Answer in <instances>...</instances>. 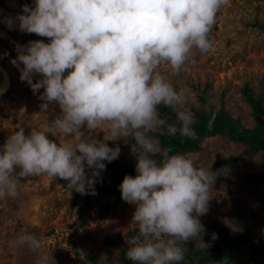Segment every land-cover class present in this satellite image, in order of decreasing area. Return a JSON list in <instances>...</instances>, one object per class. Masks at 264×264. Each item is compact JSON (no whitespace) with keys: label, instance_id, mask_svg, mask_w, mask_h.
<instances>
[{"label":"clouds","instance_id":"9594fccd","mask_svg":"<svg viewBox=\"0 0 264 264\" xmlns=\"http://www.w3.org/2000/svg\"><path fill=\"white\" fill-rule=\"evenodd\" d=\"M227 4L228 0H35L34 8L23 5L16 17L19 30L50 42L19 46L11 63L34 94L44 89L39 96L42 111L59 105L61 115L52 122L54 135L74 137L76 143L60 145L43 131L26 135L18 126L0 147V199L17 195L14 179L34 176L60 178L70 191L95 195L94 185L106 170L104 161L118 159L121 150L82 136L81 129L95 132L106 126L111 141L131 135L139 149L136 175H125L119 185L121 199L135 205L131 223L137 231L127 241V259L135 264H181L182 245L198 238L199 249L209 247L201 239L204 226L198 217L207 213L216 174L196 167L183 154L170 155L172 149L163 148L150 134L166 128L170 137L179 133L198 139L194 114L181 110L185 95L157 70L169 65L178 73L194 48L202 55L214 51L209 34ZM5 23L11 30L13 19ZM34 76L41 78L33 83ZM161 105L175 112L179 126L161 118ZM16 242L40 253L35 264L51 259L40 252L42 243L33 234H20Z\"/></svg>","mask_w":264,"mask_h":264},{"label":"rangeland","instance_id":"374dc122","mask_svg":"<svg viewBox=\"0 0 264 264\" xmlns=\"http://www.w3.org/2000/svg\"><path fill=\"white\" fill-rule=\"evenodd\" d=\"M25 4L34 8L35 0H0V33L7 37L0 35V84L4 70L9 76V90L0 95V147L9 135L19 130L18 126L24 128L26 135L32 130L43 131L57 144L72 145L76 143L74 137L54 135L56 129L52 122L61 115L59 105H50L48 111H42L40 106L44 101L39 99L40 93L34 94L30 86L20 80L19 69L11 63L18 55L17 47L26 46L30 41L50 42L49 38L19 30L16 17ZM255 16L264 18V0H228V4L217 13L216 23L209 34L214 51L202 55L194 48L189 61L178 73L173 72L169 65H162L157 70L168 77L178 93L185 95L186 103L181 105L182 110H187V104H196L197 93L190 90L188 84L202 87L208 82L211 86L208 91L210 100L217 102L224 92L229 99V107L236 111V107L242 106L240 86L245 82L251 86H257L260 81L264 83V36L249 25ZM8 17L13 19L11 30L5 23ZM20 67H23L22 63ZM33 81H37L35 77ZM237 112L243 125L247 126L245 113ZM81 132L82 136L91 135L115 148L117 140H110L106 126L95 132H89L85 127ZM203 146L206 154L188 156L198 168H204L216 158L237 150L235 145L227 149L220 147L213 138L205 139ZM119 156L132 159L126 151H120ZM248 170L264 174V156ZM13 182L17 184V195L0 199V264H35L40 253L33 252L27 245H19L16 237L20 234H33L41 241L40 252L51 257L48 264H80V260L89 262L87 256L103 260L106 237L114 239L119 233L124 235L128 230L137 229L131 223L135 205L125 201L99 216L98 211L106 198L98 196L80 217L81 199L72 206L71 191L67 189L66 181L34 176L14 179ZM232 184L222 179L215 186L204 217H217L215 202L226 208L238 199L232 193ZM249 205L253 206L252 199ZM254 209L264 220V204L255 205Z\"/></svg>","mask_w":264,"mask_h":264},{"label":"trees","instance_id":"16d2710c","mask_svg":"<svg viewBox=\"0 0 264 264\" xmlns=\"http://www.w3.org/2000/svg\"><path fill=\"white\" fill-rule=\"evenodd\" d=\"M249 25L264 36V18L255 16ZM188 87L197 93L196 104H187L185 111H191L195 116L196 123L192 127L198 139L191 140L179 133L170 137L166 128L150 135L158 139L163 148H171L170 155L178 153L187 158L190 154H206L203 146L205 139L213 138L218 146L226 149L235 145V152L216 158L204 169L216 174L212 190L225 179L233 183L232 193L238 199L226 208L215 202L216 218H206L203 215L198 217L204 226L201 239L209 247L204 251L199 249L198 238L182 245L185 259L181 264H264V220L257 216L254 209L255 205L264 204V174L248 170L256 160L264 156V83L260 81L257 86H251L249 82L243 83L239 88L242 106L236 107V111L229 107V99L224 92L219 95L217 102L210 100L208 91L211 86L208 82L202 87L198 84H188ZM175 90L177 91L176 88ZM43 91L41 88L38 93ZM158 111L168 124L179 126L176 114L170 108L161 105ZM237 111L245 113L247 126L243 125L242 117ZM118 139L115 147L119 146L121 151L130 153L132 159L119 156L111 163L104 161L106 170L101 172V178L94 185L95 195L82 196L74 190L70 192L72 206L81 199L78 209L80 217H83L92 200L98 196L106 198L98 211L99 216L110 208L122 205L119 185L125 175H136V154L139 149L131 135H122ZM86 174H91V170L86 169ZM251 199L253 206L249 205ZM136 231L137 229L128 230L124 235L119 233L114 239L106 237L103 241V260L87 256L89 262L80 260V264H135L127 259L126 252L129 247L127 241ZM213 234L216 239H212Z\"/></svg>","mask_w":264,"mask_h":264},{"label":"bare ground","instance_id":"6f19581e","mask_svg":"<svg viewBox=\"0 0 264 264\" xmlns=\"http://www.w3.org/2000/svg\"><path fill=\"white\" fill-rule=\"evenodd\" d=\"M0 35H1V37H4V38L6 37V35L4 33H0ZM18 50H19V47H17V54H18ZM65 75H67V72L65 73ZM34 77L36 80L41 78L39 76H34ZM8 88H9V76H8V73L4 70L3 71V80L0 84V89H3V91L0 92V95L4 94Z\"/></svg>","mask_w":264,"mask_h":264}]
</instances>
